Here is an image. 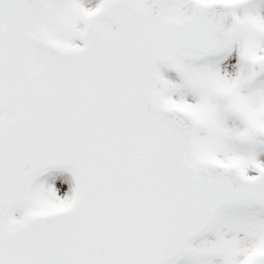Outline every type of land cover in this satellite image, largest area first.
<instances>
[{
	"label": "snow or ice",
	"instance_id": "snow-or-ice-1",
	"mask_svg": "<svg viewBox=\"0 0 264 264\" xmlns=\"http://www.w3.org/2000/svg\"><path fill=\"white\" fill-rule=\"evenodd\" d=\"M0 264H264V0H0Z\"/></svg>",
	"mask_w": 264,
	"mask_h": 264
}]
</instances>
